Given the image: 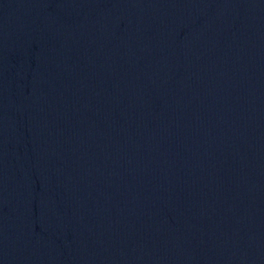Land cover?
Instances as JSON below:
<instances>
[{
    "label": "water",
    "instance_id": "1",
    "mask_svg": "<svg viewBox=\"0 0 264 264\" xmlns=\"http://www.w3.org/2000/svg\"><path fill=\"white\" fill-rule=\"evenodd\" d=\"M0 264H264V0H0Z\"/></svg>",
    "mask_w": 264,
    "mask_h": 264
}]
</instances>
